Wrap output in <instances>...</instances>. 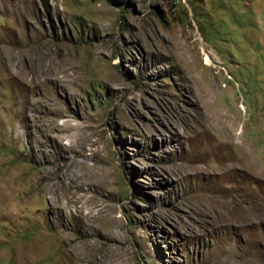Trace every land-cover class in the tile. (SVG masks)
Segmentation results:
<instances>
[{
  "label": "rangeland",
  "instance_id": "rangeland-1",
  "mask_svg": "<svg viewBox=\"0 0 264 264\" xmlns=\"http://www.w3.org/2000/svg\"><path fill=\"white\" fill-rule=\"evenodd\" d=\"M0 264H264V0H0Z\"/></svg>",
  "mask_w": 264,
  "mask_h": 264
},
{
  "label": "bare ground",
  "instance_id": "bare-ground-1",
  "mask_svg": "<svg viewBox=\"0 0 264 264\" xmlns=\"http://www.w3.org/2000/svg\"><path fill=\"white\" fill-rule=\"evenodd\" d=\"M33 81H34V79H33ZM32 81V82H33ZM36 82H40V78L38 79V77H37V80L35 81V82H33V83H36ZM33 83H29V88L31 89L32 87H33ZM32 94V93H31ZM28 97V105H31V104H33L34 103V97L33 96H31V97H29V96H27ZM50 111H51V113H53V114H58L59 113V110H58V107L56 106V105H53V107H50ZM26 117H29V114H26ZM208 117L210 118V119H212L213 121H219V117H216V118H214L213 117V114H211L210 116L208 115ZM219 123V122H218ZM232 127H233V123H229V128H231L232 129ZM229 131V130H228ZM50 189V188H49ZM48 189V190H49ZM76 251V250H75Z\"/></svg>",
  "mask_w": 264,
  "mask_h": 264
}]
</instances>
